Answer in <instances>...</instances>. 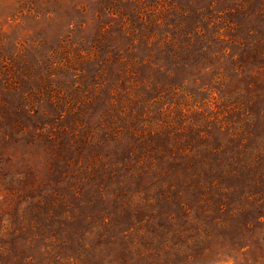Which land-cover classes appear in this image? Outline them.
<instances>
[{"label":"rangeland","instance_id":"1","mask_svg":"<svg viewBox=\"0 0 264 264\" xmlns=\"http://www.w3.org/2000/svg\"><path fill=\"white\" fill-rule=\"evenodd\" d=\"M0 264H264V0H0Z\"/></svg>","mask_w":264,"mask_h":264}]
</instances>
